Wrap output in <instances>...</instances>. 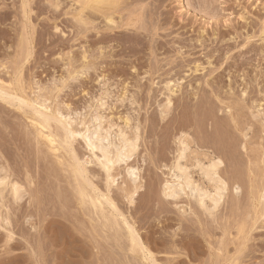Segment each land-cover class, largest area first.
<instances>
[{
    "label": "rangeland",
    "instance_id": "374dc122",
    "mask_svg": "<svg viewBox=\"0 0 264 264\" xmlns=\"http://www.w3.org/2000/svg\"><path fill=\"white\" fill-rule=\"evenodd\" d=\"M78 1L0 0V86L35 104L21 110L18 101L0 100V165L25 198L20 206L10 198L3 210L10 224L1 221L0 264H264L263 199L255 203L264 186V0H123L107 14L115 30L92 10L81 16ZM42 104L81 132L97 112L113 135L122 128L132 137L140 127L129 164L142 189L133 203L126 165L114 168L109 188L81 137L67 140L57 121L51 132L35 124ZM181 132L191 136L187 163L197 156L207 162L208 148L224 161L228 192L216 215L162 194L169 179L163 165L172 162ZM49 134L57 150L46 143ZM80 160L90 163L79 180L71 168ZM198 170L191 172L201 181ZM83 183L119 211L102 200L108 220L96 215L80 202ZM124 222L134 225L146 255L132 251Z\"/></svg>",
    "mask_w": 264,
    "mask_h": 264
},
{
    "label": "bare ground",
    "instance_id": "6f19581e",
    "mask_svg": "<svg viewBox=\"0 0 264 264\" xmlns=\"http://www.w3.org/2000/svg\"><path fill=\"white\" fill-rule=\"evenodd\" d=\"M122 1L123 0H79L78 3L82 6L81 10H80V15L83 12H85L86 10H90V11L92 10L90 12V16L93 19H94V17L95 18H100L99 14H101V16H102V18L104 20V24H105L106 30H115V28H117L116 27L117 23L114 20V15H110V14L107 15V14L110 13V12H116V9L118 7H121L119 5H120V3ZM121 5H122V3H121ZM27 7L29 8L28 4H27ZM87 13H89V12H87ZM96 16H98V17H96ZM79 18L78 19L80 20V24H83V25H86V26L89 24L83 19V17H79ZM127 26L128 27L131 26V23H129ZM136 36L138 37V35H136ZM176 92L177 91H175V90H172V89L170 90V93H171L170 95L171 96H168V98L166 99V101H167L166 103H167V107L168 108L172 107V105H173V103H172L173 96H175ZM5 97L10 98L12 101L13 100L18 101V104H20V105H18V106H20L18 108H20V109L24 108L25 106H29L30 108L35 107L34 103H33V105L30 104L26 99H24L22 96H20L19 93L11 92V91L5 89L4 87L0 86V100H4ZM12 101L8 100V102H10L13 105ZM5 102H7V100H5ZM45 105L42 104L40 106V110H38L39 107L36 108V112H37V115L39 116L38 118L40 120L38 119L39 121L35 122V124L40 126L42 128V130L43 129H48V131L51 132V130H49L51 128V122H53V121L56 122L57 121L58 124L59 123L62 124V126H63L62 129H64L63 131H65L64 132L65 133V138L67 140H70L73 143L74 140H77V138L81 137L85 141L89 151H91L92 154H94V156L97 157V159L99 161V165H101L102 170L105 172V175H106V178H107L106 181H107V184H108L109 188L116 182L115 181L116 179L112 175V171L114 170V168L116 166H119L121 168L122 165H126L125 174L128 176V178L130 180V183H132V186H131L132 190H130L128 196H129L130 203H133L134 202V196L137 195V193L142 189V187L139 185L140 175H139V172H138V168H135L134 166H131V164H129L130 161L132 160V158L137 154V152L139 151V148H140L139 147L140 146L139 145L140 135L138 134V130H139L140 127L139 128H138V126L136 127L135 134L133 136L131 135L132 137H128L129 136V135L127 136L128 132L125 133L124 131L121 130L122 128L119 131L114 132L115 135H113L112 130H113L114 126L113 127L112 126H110V127H106L105 126L107 129L104 130V128H105V127H103V124H105V123H103V119L104 118L97 112V113H94L96 115L92 118V121H91V125L92 126L89 125L88 123H87L88 124L87 125L84 121L79 123V125H81V124L85 125L86 124V126H87V128L85 126V128H86L85 132H81V131H78V130H76V129H74L72 127L73 122L71 124V122L69 121L70 119L72 120V118H68V116H64L62 113H60L58 111L55 112V113L58 112L56 114V117H52V113H51L52 111L50 112V114H48L50 108L45 106ZM103 106H102V108H103ZM29 110H31L30 112H32V109H29ZM33 110H35V108ZM41 110H44L45 113H44V111H41ZM46 111H47V113H46ZM226 111H227V109H226ZM230 119L232 120V118H230ZM237 122H238V119H237ZM32 124H33V122H32ZM53 125H54V128H55V124H53ZM237 125H238V123H237ZM61 131L62 130H60L59 132L62 133ZM42 135H43V133H42ZM58 135H60V134H58ZM189 135H190L189 133L181 132L179 135L176 134L175 137H174V140H175V143H176V148H174L175 149L174 150V158L171 159L172 162H170V163L168 162L169 164H164L163 165L165 167V169L167 168L169 170V173H168L169 179H167L164 182L163 189H162V194L164 195V198L166 200L167 199H172V201H175V202H177V201L183 199L184 197H186L188 199V207L190 205H192L191 202H193L195 207L198 210H201V212H203V214L205 213L206 215L213 216V215L217 214V212H218L219 208L221 207L224 199L226 198L227 192H228V182L220 175V170H221V168L224 165V161L216 152H212L211 151L212 149L208 148L207 150H205V158L207 157V162L202 161L204 159H201L200 156H197V158L193 160L194 164L191 163V161H192L191 159L192 158L190 159L191 161L188 160L191 163V165H192V167H189L187 165L189 163H187V161H185L187 159V156H188V159H189L188 152L190 151V149L192 150V148L190 147L192 142L189 143V140L191 139V136H190V139H189L188 138ZM37 136H39V135H37ZM51 136L52 135H50V134L49 135H45V139L47 140L46 143L49 142V144H51L53 146V148L55 150H57V148H56L57 146H55L56 140L54 139L56 137L53 138ZM112 136H114L116 139L119 138V143H117L116 139L114 140L115 141L114 142L113 141L114 138L112 139ZM39 139H40V137H39ZM42 139H43V137H42ZM65 142H67V141H65ZM58 143H60V142H58ZM64 145H66V143H64ZM67 146H70V145L68 144ZM194 147H196V146H194ZM242 148L246 149V146L243 145ZM70 149H71V147H70ZM196 150H197V148H196ZM71 151L73 152L72 149H71ZM199 151H200V149H199ZM96 152H99L101 154V157H99L98 154L96 155L95 154ZM196 152L198 154V151H196ZM50 153H52V150H51ZM192 154L194 155L195 153H192ZM193 155L190 154L191 157H193ZM195 155H194V157H195ZM73 156L74 155H72L71 158H73ZM203 158H204V155H203ZM73 160H74V158H73ZM183 161L186 162V164ZM84 163H85V165H84ZM84 163H83V160H82V162L80 160V162H78L77 164L74 163V164H76V166L71 168V169H73L72 171H74V173H75V177L79 178V180H80V178L82 179V176L84 174H87L86 172H89L86 169V166H87L86 164L90 163V161L89 162L85 161ZM164 167H162V168H164ZM192 168H195V169L198 168L199 169L198 170V173L200 174V177L198 176L199 179L203 178L205 180V182L204 181L203 182L208 184V185H205L204 183H201V181L203 179H201V181H200L198 179L196 180L195 179L196 177L194 178L193 175L196 172L194 170L195 173L192 175V172H191ZM87 175H89V173ZM73 176H74V174H73ZM77 181L78 180H76V182ZM81 182H83V181H81ZM78 183H79V181H78ZM78 183H76V184H78ZM87 184H86V186H89ZM90 184H91L90 186H93L92 183H90ZM86 186H85L84 183L78 185L77 193L79 195L80 202L82 204L89 203L92 206V208L96 210V215H97V212H98L100 214V215L98 214L99 217H103L104 219L108 220V215L107 216L105 215V207H104V203H103L102 200H104L107 204H109L112 207V208L111 207L110 208L113 209L114 212L117 211L118 208L111 201V199L109 197H107V194L106 195L102 194V196H95L93 194L94 195L93 196L90 192L92 190L94 192V189H92L89 192L88 189L86 188ZM89 189H91V188H89ZM23 190H24L23 187L19 183L15 182V180L14 181L12 180V174L10 173V171L8 169H6L5 167L0 165V228L2 227L1 226V221L2 220L5 221L7 223V225L10 224L9 216L7 214H5L7 216L6 217L4 216L5 218H3V214H2L3 210L5 208H10V203H11L10 198L12 199V202H15V205L17 203L19 204L20 201L22 202L23 199H25ZM235 190L237 191V195H238L239 194V190H240L239 186H237ZM98 192H99V194L101 193L100 191H98ZM260 192H261L260 196H258L259 199H257L255 203H257V201H259L260 199H263V202H262L263 205L261 204L262 205L261 212L259 211L260 212V216L263 219L264 218V186H263V188H262V190ZM189 201H191V202H189ZM12 204H14V203H12ZM20 205H21V203L19 204V206ZM90 205H88V207ZM90 210H92V209H90ZM8 211L10 212L9 209H8ZM190 211H192V208L190 209ZM195 211H194V213H195ZM94 213H95V211H94ZM11 215H12V213H11ZM94 216H93V218H94ZM123 216H121V217H123ZM95 218H97V217H95ZM112 218H114V217H112ZM123 218H122V220H123ZM258 218L260 219V217H258ZM125 219L126 218H124V220ZM112 220L113 219H111V221ZM97 221H98V219H97ZM125 222H127V220ZM112 224H114V223H112ZM117 224H119V223H117L115 221V225H117ZM7 225H4V226H7ZM125 225L127 226L128 224L125 223ZM133 226H131V225L127 226V228L129 229V233H128V235L130 236L129 239L131 241V243H129V244H132V251H136L139 248L140 250L142 249V251L144 253L142 251H140L139 249L138 250L140 252H142L143 254H145L146 250L143 247V245L140 243V239H139L138 235L136 234V230H135V228ZM118 228H121V227L119 226ZM103 229H104V227H103ZM12 237L13 236H11V237L9 236L8 239L6 238L7 241L11 240ZM10 242L8 244H10ZM240 251H241V249H240ZM146 252L148 253V250ZM149 254L152 257L150 252H149ZM140 255H141V253H140ZM148 256L146 257V259H148ZM140 257H142V256H140ZM148 260L150 261V259H148ZM152 260L154 261L155 259H152ZM152 260H151V262H152ZM155 261H157V260H155ZM230 262L232 263V261H230ZM153 264H154V262H153ZM155 264H157V263H155Z\"/></svg>",
    "mask_w": 264,
    "mask_h": 264
}]
</instances>
